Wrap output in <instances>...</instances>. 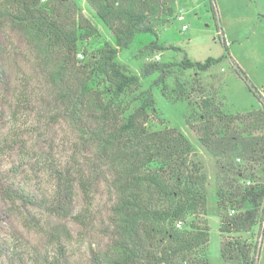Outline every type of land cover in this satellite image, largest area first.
<instances>
[{"label":"rangeland","instance_id":"obj_1","mask_svg":"<svg viewBox=\"0 0 264 264\" xmlns=\"http://www.w3.org/2000/svg\"><path fill=\"white\" fill-rule=\"evenodd\" d=\"M71 1L70 15L84 16L96 29L78 41L75 58L82 63L96 55L104 43L115 46L114 38L85 0ZM179 15L188 25L185 30H181ZM152 21L156 36L137 33L114 56L126 73L139 77L138 88L122 94L115 103L120 107L129 104L148 90L154 105L148 110L147 129L174 127L188 139V163L195 162L204 176L206 210L197 213L200 215L184 214L177 220L180 226L177 221L175 226L190 229L192 223L204 219L210 229L199 254L210 264H226L220 256L221 243L240 237L251 244L255 263L264 264V199L250 231L223 232L220 218L239 210L229 204L222 209L216 195L217 187L226 186L231 178L242 185H264V163L253 161L251 157L256 156L243 149L221 153L199 140L201 122L208 116L217 122L213 106L230 114L264 106V0H159ZM152 42L169 48L157 50ZM43 51L0 18V184H19L40 199L48 197L56 182L70 180V210L57 215L38 202L23 205L19 199L0 194V264H88L92 255L112 254L116 231L111 213L119 195L114 183L118 167L103 164L93 134L98 121L91 110L82 106L66 109L56 100L43 78ZM223 53L226 57L205 71L177 66L186 58L203 61ZM146 65L158 68L146 76L142 73ZM89 88L101 92L105 100L110 97L99 75L90 80ZM203 99L211 103L207 109L201 107ZM221 129L219 124L213 133ZM229 163L235 167H229L224 182L223 170ZM81 180L88 188L87 198ZM145 198L153 206L166 203L158 195L150 196L149 191ZM247 207L245 203L241 209ZM80 212L83 216H78Z\"/></svg>","mask_w":264,"mask_h":264},{"label":"trees","instance_id":"obj_2","mask_svg":"<svg viewBox=\"0 0 264 264\" xmlns=\"http://www.w3.org/2000/svg\"><path fill=\"white\" fill-rule=\"evenodd\" d=\"M85 1L111 31L115 46L104 43L96 55L82 63L75 58L78 41L87 39L96 29L84 16L70 15L71 0H0V18L8 21L30 44L44 50L43 78L49 82L56 100L66 109L82 106L91 110L98 121L93 134L97 150L105 159L103 164L118 167L114 183L119 195L111 213V223L116 231L112 254L105 257L92 255L88 264H210L203 254H199L209 236L210 227L204 219L192 223L190 229L175 226V221L181 220L184 214L206 210L204 176L195 162L188 163L191 153L188 139L174 127L158 131L147 129L148 110L154 105L148 90L140 92L129 104L120 107L119 102L115 103L122 94L138 88L139 77L126 73L114 56L118 49L126 48L137 33L156 36L152 19L158 12L159 0ZM212 13L215 17L214 10ZM152 44L157 50L169 48L161 43ZM224 48L227 50L226 44ZM224 57L226 53L203 61L186 58L177 66L205 71ZM157 68L146 65L142 73L149 76ZM97 75L107 86L108 100L101 92L89 88L90 80ZM154 84L158 85L159 81L154 80ZM256 97L263 102L260 94ZM209 105V99L201 101L204 109ZM212 111L217 122L211 120L212 116L201 122V144L219 149L221 153L243 149L246 154L256 156L251 157L253 161L264 163V106L230 114L215 105ZM219 124L222 129L213 133ZM238 124H246V127ZM257 130L259 132L255 134ZM229 167L235 166L229 163L223 170L224 182ZM62 181L55 183L47 198L36 199L24 187L12 183L0 184V194L19 199L23 205L38 202L55 214L63 215L70 210L72 183L64 178ZM80 185L87 198L85 181L81 180ZM146 191L150 196L161 197L165 205H151L146 201ZM216 195L222 209L229 204L239 210L235 215H223L219 229L223 232L250 231L264 199V185L257 182L242 185L231 178L226 186L220 184L217 187ZM245 203L249 207L241 209ZM83 214L80 212L78 216ZM251 249L249 242L232 237L221 243L220 256L226 264H256Z\"/></svg>","mask_w":264,"mask_h":264},{"label":"built area","instance_id":"obj_3","mask_svg":"<svg viewBox=\"0 0 264 264\" xmlns=\"http://www.w3.org/2000/svg\"><path fill=\"white\" fill-rule=\"evenodd\" d=\"M177 19L182 22L181 30L187 29L188 25L184 22L183 15H179ZM78 56H81V54H78ZM231 212H233V210H231ZM180 224H181V222L180 221H177L176 226L179 227Z\"/></svg>","mask_w":264,"mask_h":264}]
</instances>
